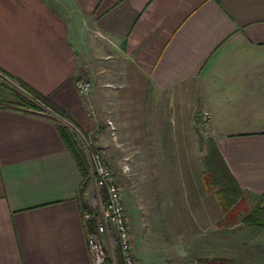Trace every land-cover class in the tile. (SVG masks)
Masks as SVG:
<instances>
[{
	"label": "crops",
	"instance_id": "1",
	"mask_svg": "<svg viewBox=\"0 0 264 264\" xmlns=\"http://www.w3.org/2000/svg\"><path fill=\"white\" fill-rule=\"evenodd\" d=\"M0 72L102 148L111 117L118 128L144 110H193L240 194L264 211V0H0ZM58 123L0 103V264H92L89 186ZM242 228L223 258L264 264V227Z\"/></svg>",
	"mask_w": 264,
	"mask_h": 264
},
{
	"label": "rangeland",
	"instance_id": "2",
	"mask_svg": "<svg viewBox=\"0 0 264 264\" xmlns=\"http://www.w3.org/2000/svg\"><path fill=\"white\" fill-rule=\"evenodd\" d=\"M81 80L89 83L88 95L90 79L81 73L76 81ZM10 88L31 99L15 81L0 72V102H14ZM36 105L71 131L87 162L80 132L50 108ZM142 113L143 116L130 117L132 124L125 117H118V128L116 120L107 117L108 130L101 134L106 148L97 147L92 134H82L102 154L120 190L134 263L227 264L223 256L237 246L232 238H226L247 236L238 219L254 206L246 197L241 198L230 213L223 215L214 193L217 189L206 191L203 162L208 140L213 138L208 123L193 110L176 106H171L165 118L151 119L146 110ZM87 165L89 169L88 162ZM89 177L84 199L86 211L91 213L100 208L105 196L102 193L99 197L90 171ZM260 218L264 220V211ZM108 236L113 238L115 234L111 230ZM101 238L103 243L107 241L106 236ZM106 254L110 264H122L119 250L106 246Z\"/></svg>",
	"mask_w": 264,
	"mask_h": 264
},
{
	"label": "trees",
	"instance_id": "3",
	"mask_svg": "<svg viewBox=\"0 0 264 264\" xmlns=\"http://www.w3.org/2000/svg\"><path fill=\"white\" fill-rule=\"evenodd\" d=\"M4 75L10 80L15 81L18 84L19 88L24 91L31 99L23 96L15 89L10 88L9 92L14 102L9 101L3 103L1 101V104H5L6 106L12 108L27 110L32 113H44V111L40 110L36 105V103H38L50 108L52 112L55 113V115L68 121L65 113L53 103H51L46 97L33 90L22 81L12 78L11 76H8L6 74ZM58 130L67 150L70 152L72 158L74 159L77 167L81 172L83 178L82 189H86V187L90 184L89 169L85 157L79 147V144L67 127L58 123ZM93 149L97 150L95 147H93ZM203 165L204 170L202 172V177L204 180L205 189L207 192H212L217 189L214 193L217 198L220 211L223 215L230 213L239 199L242 198L243 200H246V196L240 194L236 183L230 176V173L226 168L222 157L220 156L215 144L211 139L208 140L207 143V154L204 158ZM262 211L263 209L258 204L254 206L249 213H247L243 217H239L238 221L244 227H264V220L260 218V214L262 213ZM82 212L85 213L86 208H84ZM89 226H95L94 221L89 222ZM105 264H110V261L106 259ZM218 264L223 263L219 262Z\"/></svg>",
	"mask_w": 264,
	"mask_h": 264
},
{
	"label": "built area",
	"instance_id": "4",
	"mask_svg": "<svg viewBox=\"0 0 264 264\" xmlns=\"http://www.w3.org/2000/svg\"><path fill=\"white\" fill-rule=\"evenodd\" d=\"M75 87L81 96H86L89 91V83L86 81H76ZM62 120L66 122V120ZM78 136L81 137L80 143L89 164L92 185L97 190L99 197L102 193L105 196L104 203L100 208L84 215L85 222L94 221L95 224L94 232L90 233L87 238L92 264H105L107 254L104 245L110 249L119 250L122 264H135L131 257L132 250L120 190L115 184L113 175L107 167L102 154L93 149L94 144L88 138L81 133H78ZM110 230L114 232L115 237L110 238L108 236ZM100 235H106L107 241L105 243L99 239Z\"/></svg>",
	"mask_w": 264,
	"mask_h": 264
}]
</instances>
